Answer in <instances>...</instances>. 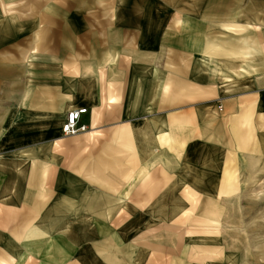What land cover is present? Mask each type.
Listing matches in <instances>:
<instances>
[{
	"label": "crops",
	"instance_id": "crops-1",
	"mask_svg": "<svg viewBox=\"0 0 264 264\" xmlns=\"http://www.w3.org/2000/svg\"><path fill=\"white\" fill-rule=\"evenodd\" d=\"M262 185L264 0H0V264H261Z\"/></svg>",
	"mask_w": 264,
	"mask_h": 264
},
{
	"label": "rangeland",
	"instance_id": "rangeland-1",
	"mask_svg": "<svg viewBox=\"0 0 264 264\" xmlns=\"http://www.w3.org/2000/svg\"><path fill=\"white\" fill-rule=\"evenodd\" d=\"M261 193L245 199V213L239 216V223L235 226L244 227L243 230H230L235 239L236 248L243 249L248 255H256L260 263L264 264V185ZM244 221V224H242Z\"/></svg>",
	"mask_w": 264,
	"mask_h": 264
},
{
	"label": "built area",
	"instance_id": "built-area-1",
	"mask_svg": "<svg viewBox=\"0 0 264 264\" xmlns=\"http://www.w3.org/2000/svg\"><path fill=\"white\" fill-rule=\"evenodd\" d=\"M87 113L86 108H78L70 110L62 124L61 131L65 136H75L81 133H86L88 127L80 123L82 115Z\"/></svg>",
	"mask_w": 264,
	"mask_h": 264
}]
</instances>
